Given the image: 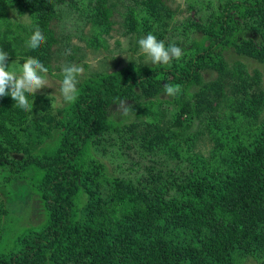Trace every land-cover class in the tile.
I'll return each instance as SVG.
<instances>
[{
    "label": "trees",
    "instance_id": "obj_1",
    "mask_svg": "<svg viewBox=\"0 0 264 264\" xmlns=\"http://www.w3.org/2000/svg\"><path fill=\"white\" fill-rule=\"evenodd\" d=\"M170 1L0 0L7 63L33 57L60 71L69 63L50 60L72 47L69 17L84 19L97 50L121 4L123 35L151 33L183 51L168 65L85 73L76 101L62 107L26 93L25 111L0 97L1 178L24 180L44 213L42 224L10 235L0 203V264H264V89L246 62L264 64V0H190L197 18L172 27ZM9 7L29 24L7 22ZM36 25L45 41L30 49ZM164 84L181 91L164 96ZM127 100V113L112 117ZM203 135L207 154L195 150ZM132 147L130 175L108 170L101 155Z\"/></svg>",
    "mask_w": 264,
    "mask_h": 264
},
{
    "label": "rangeland",
    "instance_id": "obj_2",
    "mask_svg": "<svg viewBox=\"0 0 264 264\" xmlns=\"http://www.w3.org/2000/svg\"><path fill=\"white\" fill-rule=\"evenodd\" d=\"M190 0H171L169 3L173 10L176 11L174 19L171 21L170 26L172 27L174 22L177 21V24L182 19L189 17L196 19L194 13L195 9L188 8V2ZM200 1V0H196ZM214 4L217 3V0H211ZM124 10V4H121L114 9L112 21L113 29L110 32V35L105 36L106 46H99L97 50H92L87 46L86 39L91 36L90 28L85 23L84 19L80 17L72 20L69 17L70 24L68 26L70 32L69 43L72 46L70 48L71 54L66 55V51L62 53H57L56 56L53 55L52 60H50L51 65L56 66L61 63H76L80 64L84 68L83 75L93 74L104 71H111L112 69L120 67L122 64L127 62H134L139 65L151 64L147 58L141 53L137 41L139 38L132 37V34H125L126 27L124 25V16L121 15V12ZM67 7H63L62 11V20L66 17ZM5 17L6 21L13 24H21L22 26H27L30 22L29 16L27 13H22L16 8H11L6 11ZM76 16V15H75ZM4 18H0V24L3 22ZM59 23V24H60ZM176 34V30H171L169 35ZM175 38L182 39L183 37L178 35ZM74 45V47H73ZM227 58L237 59L241 58L235 53L229 52ZM13 64L8 62L9 70L18 71L21 65H18L17 61ZM248 70L252 72L254 69H257L261 73L262 87L264 89V64L255 62L254 60H247ZM51 74L47 73V78L52 84V87H45L43 89L37 90L36 94H41L43 96H48L51 98V103L54 108L62 107L65 103L62 101V98L59 97V86L60 81L62 80L61 70L53 69ZM78 77V80L83 76ZM213 75L211 72H204L205 79L211 78ZM131 101L127 100L121 102L118 106L113 109L112 117L120 119L122 114L127 113L128 107H130ZM170 108V107H169ZM173 108L168 110L169 113H173ZM264 114V110H263ZM131 119H134V114H131ZM145 119L152 121L149 114L145 113ZM121 145V141H117V146ZM210 143L207 140L205 135L202 136L200 142L197 143L195 150L201 151L203 154H207ZM116 148V147H115ZM126 151L125 155H122L120 150L116 149L111 150L105 155H101L103 160L106 163L108 170L118 172H123L124 175L129 174L126 169L128 167L127 161L132 157V154L136 152V149L133 147L131 149H124ZM137 154V152H136ZM134 175V174H133ZM0 175V203L7 210L8 220L5 223H9L11 226H6L10 231V235L15 234L21 228L37 226L43 223L44 213L40 206V200L38 196L31 192L28 188L27 183L24 180H15V181H4ZM244 264H262L259 262H253L250 260L245 261Z\"/></svg>",
    "mask_w": 264,
    "mask_h": 264
},
{
    "label": "clouds",
    "instance_id": "obj_3",
    "mask_svg": "<svg viewBox=\"0 0 264 264\" xmlns=\"http://www.w3.org/2000/svg\"><path fill=\"white\" fill-rule=\"evenodd\" d=\"M44 41L45 36L39 26L36 25L33 26L26 46L30 49H37ZM137 44L141 53L152 65H168L171 60H179L183 55L180 47L175 44H169L166 47L164 41L158 40L151 33L138 39ZM65 54H71V50H66ZM7 60L8 53L0 49V97L10 96L16 107L30 111L33 109V101L29 102L26 93L34 96L37 90L52 87L47 78L48 68L33 57H25L18 71L9 70ZM83 73L84 68L76 63L67 64L61 68L62 80L59 86V97L64 103L70 104L76 101L78 77ZM180 91L181 87L178 84L163 85L164 96L173 97Z\"/></svg>",
    "mask_w": 264,
    "mask_h": 264
}]
</instances>
